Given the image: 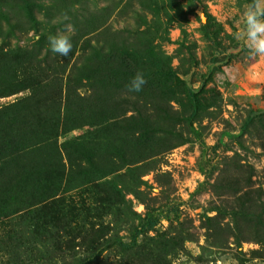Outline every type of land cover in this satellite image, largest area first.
Listing matches in <instances>:
<instances>
[{
  "label": "rangeland",
  "instance_id": "1",
  "mask_svg": "<svg viewBox=\"0 0 264 264\" xmlns=\"http://www.w3.org/2000/svg\"><path fill=\"white\" fill-rule=\"evenodd\" d=\"M250 2L0 0V264H264ZM67 24L63 57L48 38ZM137 72L147 83L128 92Z\"/></svg>",
  "mask_w": 264,
  "mask_h": 264
},
{
  "label": "clouds",
  "instance_id": "2",
  "mask_svg": "<svg viewBox=\"0 0 264 264\" xmlns=\"http://www.w3.org/2000/svg\"><path fill=\"white\" fill-rule=\"evenodd\" d=\"M242 16L246 46L257 56H264V0H251ZM72 33H74V27L67 24L63 32L49 36L48 42L51 51L67 57L72 51ZM146 83L144 74L137 72L126 88L128 92H140Z\"/></svg>",
  "mask_w": 264,
  "mask_h": 264
},
{
  "label": "trees",
  "instance_id": "3",
  "mask_svg": "<svg viewBox=\"0 0 264 264\" xmlns=\"http://www.w3.org/2000/svg\"><path fill=\"white\" fill-rule=\"evenodd\" d=\"M185 91L187 94V97L189 99V102L191 104L192 107V112L191 115L188 118V125L191 129V131L198 135V132L195 130L194 128V119L196 117V114L198 112L199 109V96L198 93L195 92V90H193L191 87L189 86H185ZM256 115H260V114H264V112H256ZM254 114H250V116L247 118L246 122H245V127L248 126L254 119ZM215 171V167L211 166L207 171H205V176L208 179ZM176 213L177 210L175 208H173L172 210H161V209H156V210H151L149 211L145 218L142 220V222L135 228L132 237L130 239V242L126 243L120 240L116 241V244L118 247H120L121 249H132L133 247H135V245L138 242V239L146 234L149 233L151 231H153L158 224L160 223L161 219L164 217H168L167 215H170L171 213Z\"/></svg>",
  "mask_w": 264,
  "mask_h": 264
}]
</instances>
